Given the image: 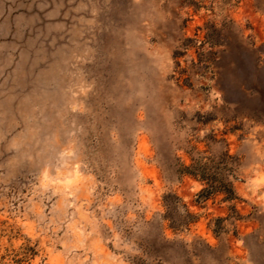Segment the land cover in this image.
Returning a JSON list of instances; mask_svg holds the SVG:
<instances>
[{"label":"rangeland","instance_id":"obj_1","mask_svg":"<svg viewBox=\"0 0 264 264\" xmlns=\"http://www.w3.org/2000/svg\"><path fill=\"white\" fill-rule=\"evenodd\" d=\"M197 2L204 12L187 0H0V264H264V186L253 195L247 183L264 168V113L242 107L245 139L225 135L239 160L220 174L245 198L215 239L203 221L187 228L170 195L191 186L182 164L205 155L181 109L216 103L199 91L214 67L193 74L192 90L175 86L168 60L183 36L203 38L212 19L248 49L224 80L232 99L254 104L245 85L264 79L253 51L264 0ZM220 195L213 216L225 214Z\"/></svg>","mask_w":264,"mask_h":264},{"label":"clouds","instance_id":"obj_2","mask_svg":"<svg viewBox=\"0 0 264 264\" xmlns=\"http://www.w3.org/2000/svg\"><path fill=\"white\" fill-rule=\"evenodd\" d=\"M188 4L194 9L204 12L197 0H187ZM207 7V6H205ZM218 11V10H214ZM213 9H208V16L212 17ZM187 16L181 21V27L184 29ZM206 29L203 38H195L183 36L180 47L174 48L170 54L168 63L174 67V75L172 79L175 86L184 87L189 90L194 89L197 85L193 81V74L199 76L208 72L209 67H214L217 71L215 75H207L205 82L199 83V91L208 92L209 98L215 100L212 103L201 104L193 101L189 105L191 114L181 109L183 119H192L197 126L194 130L198 133V139L194 141L193 149L204 152V160L198 162L191 157L186 163L182 164L181 171L190 177V185L187 191L181 190L179 193H172L175 200L183 202L184 208L187 210L186 227L191 228L192 225H198L204 222V228L211 233L215 239L222 230L225 221L230 218L231 214H239V209L233 200H242L244 196H238L234 188L233 178L226 179L220 174V169L229 160L238 161L239 157L235 152H230L229 142L225 139L228 133H239L237 140H244V123L240 120V110L242 107H250L254 114L264 113V79H258L257 84H246L245 87L257 93V100L254 104L249 103V97L244 94L240 99H232L225 89L224 80L228 71L235 73L236 68L243 65V55L248 49L240 42L238 37L231 31L230 27L221 23L219 26L214 20L208 19L204 23ZM227 28V30H225ZM194 49L195 55L191 54L188 49ZM227 50V51H225ZM256 52H264V45L253 49ZM187 61V66L185 65ZM235 66V67H232ZM190 69L192 72L190 73ZM206 83L214 85V87H206ZM231 106L232 112L228 113L227 107ZM258 119L259 116L255 115ZM258 145L264 141H257ZM213 144L223 145V150L213 155L209 148ZM200 145L204 147L201 148ZM75 167H79L76 165ZM202 169V170H201ZM259 170V171H257ZM231 171V169H229ZM71 172L69 176L71 177ZM200 181H204L203 184ZM251 186L253 195H256V189L264 186V168L260 163H256L253 167V175L247 181ZM220 193V201L224 204V215H211L209 209V200ZM163 199V194L161 195ZM260 199H264V193H261ZM195 209V211H194ZM163 219L168 221V228L171 229L175 225L171 222V217L161 208ZM203 213L204 215H200ZM237 233L233 232V236ZM238 244L242 243L237 241Z\"/></svg>","mask_w":264,"mask_h":264}]
</instances>
